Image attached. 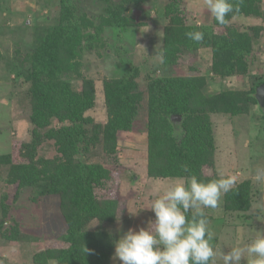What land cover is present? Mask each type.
Here are the masks:
<instances>
[{
  "label": "trees",
  "instance_id": "trees-1",
  "mask_svg": "<svg viewBox=\"0 0 264 264\" xmlns=\"http://www.w3.org/2000/svg\"><path fill=\"white\" fill-rule=\"evenodd\" d=\"M91 1L59 0V12L42 16L43 23L35 26L25 56L18 59L17 54L16 62L10 65L12 69L16 66L19 85H28L31 139L21 144L18 159L10 153L0 154V167H9L6 182L17 186L16 199L25 192L39 204L48 195H59L66 221V232L55 245L34 256L37 264H111L113 241L118 236L91 223H113L116 216L123 217L122 200L113 195L114 172L129 161L127 146L120 140L133 132L144 100L148 110L146 173L153 179L189 175L203 180L218 178L206 175L214 166L217 147L213 117L245 115L258 106L264 120V103L256 96L257 88L264 84V74L253 72L257 46L264 41V0H232L238 11L230 13L224 24L214 18L210 24L198 23L187 12L185 0H167L158 65L179 64L186 52L194 54L205 47L212 54L207 65L211 74H201L199 66H192L184 76L157 75L156 65L145 90L138 81L140 67L132 63L122 76L104 79L102 89L96 80L82 74L80 58L86 51L111 48L104 36L106 29H121L133 22L128 11L135 0H97L103 8L89 18L84 2ZM4 6L0 0V16ZM241 16L257 17L262 23L242 27L234 21ZM190 31L202 32L204 39H188ZM208 74L223 79L248 76L252 86L225 87L210 93ZM99 109L102 115L97 113ZM49 142L56 154L40 155V148ZM184 165L189 173L183 172ZM130 175L134 181L138 176ZM253 200L246 181L234 185L219 203L223 202L225 213L245 214ZM1 206L6 215L8 205L2 201ZM13 221L7 225L6 218L0 219V237H18L20 224L15 218ZM85 246L91 251L85 253Z\"/></svg>",
  "mask_w": 264,
  "mask_h": 264
},
{
  "label": "rangeland",
  "instance_id": "rangeland-1",
  "mask_svg": "<svg viewBox=\"0 0 264 264\" xmlns=\"http://www.w3.org/2000/svg\"><path fill=\"white\" fill-rule=\"evenodd\" d=\"M3 1L7 6H4L0 16L2 56L0 59V154L10 153L18 159L21 144L31 139L29 107L26 104L28 85H19L14 69L16 66L12 69L10 65L16 62L17 54L18 59L25 56L33 40L35 26L37 23H43L42 16L59 12V0ZM185 1L187 12L192 14L193 19L198 23L210 24L213 21L214 17L207 10L204 0ZM91 2H84V9L89 12L87 13L89 18L98 14L104 5L97 0ZM166 2L167 0H135L130 3L128 13L133 21L132 26L121 29L107 28L104 36L107 37L111 48L107 51L103 48L86 51L80 58L82 74L96 80L99 88L102 89L104 79L122 76L123 71L132 63L140 67L138 81L142 90L146 89L145 82L148 80V75L154 73L153 66L156 65L157 75L167 73L184 76L192 66H199L201 74H207V65L209 66L211 62L212 54L210 49L205 47L194 54L186 52L179 64L164 67L158 65L161 64L160 55L166 25ZM234 21L242 27L262 23L260 18L245 16ZM258 45L253 72L261 75L264 74V41L259 42ZM208 80L210 93L218 92L225 87L248 89L252 86V79L248 76L238 75L223 79L209 75ZM77 83L81 84L80 79ZM145 97L147 99V96ZM102 100L100 94V109H102ZM146 102L144 100L133 132L124 134L120 140L121 144L127 146L125 151L129 161L122 164L120 170L114 172L113 195L122 200L123 217L120 218L119 223L117 220L113 223L101 221L91 223L94 228L108 229L118 237L121 234L117 231L118 228L127 231L129 228L138 230L140 227H147L148 222L154 219V213L147 209L153 190L157 187L163 188L177 179H153L146 173L148 142L145 135L148 116ZM100 109L97 113L102 115ZM213 121L217 147L214 166L208 168L206 175H231L235 177L236 184L248 181L254 193L252 206L245 214L225 213L222 209L223 202L215 209H206L207 215L210 216L208 227L214 235L211 243L216 249L225 247L227 251L226 245L243 244L255 234L256 230H264V181L255 179L256 169L264 168V120L258 106H255L249 114L236 117L219 115L214 116ZM141 134L143 137L140 136ZM39 154L53 157L56 149L49 142L40 148ZM97 158H101L100 155ZM8 169V166L0 167V219L6 218L7 225H10L14 223L13 218H15L20 224V234L16 239L0 237V264H37L34 256L51 248L55 245L56 239L66 232V221L60 208V196L48 195L39 204L32 202L25 192L16 199L17 186L8 185L6 182ZM132 172L138 174L135 181L131 178ZM223 197L224 195L221 196L220 201ZM2 201L8 205L6 215L1 206ZM129 210L137 213L133 215ZM114 250L115 247L113 253ZM111 264H120V262L114 260L112 256ZM217 264H221L219 256Z\"/></svg>",
  "mask_w": 264,
  "mask_h": 264
},
{
  "label": "clouds",
  "instance_id": "clouds-1",
  "mask_svg": "<svg viewBox=\"0 0 264 264\" xmlns=\"http://www.w3.org/2000/svg\"><path fill=\"white\" fill-rule=\"evenodd\" d=\"M214 19L224 24L230 13L238 11L232 0H204ZM188 39L201 42L200 31L186 33ZM185 173L190 169L182 166ZM255 179L264 181V168H257ZM236 184L234 176L203 180L197 175L180 177L163 188H155L147 209L154 219L147 227L129 228L114 243L113 259L120 264H264V230H256L245 243L216 249L211 243L213 232L208 227L206 209L218 207L222 195ZM145 209V208H144ZM130 211V210H129ZM135 215L136 211H130ZM117 222H120L116 216ZM111 235V232H110ZM91 250L86 246L84 252Z\"/></svg>",
  "mask_w": 264,
  "mask_h": 264
},
{
  "label": "water",
  "instance_id": "water-1",
  "mask_svg": "<svg viewBox=\"0 0 264 264\" xmlns=\"http://www.w3.org/2000/svg\"><path fill=\"white\" fill-rule=\"evenodd\" d=\"M256 96H257L259 102L264 103V84H262V85L258 88V91H257Z\"/></svg>",
  "mask_w": 264,
  "mask_h": 264
}]
</instances>
